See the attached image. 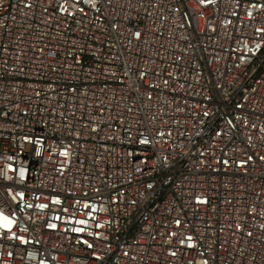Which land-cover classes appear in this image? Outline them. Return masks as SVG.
<instances>
[{
  "label": "built area",
  "instance_id": "1",
  "mask_svg": "<svg viewBox=\"0 0 264 264\" xmlns=\"http://www.w3.org/2000/svg\"><path fill=\"white\" fill-rule=\"evenodd\" d=\"M0 264H264V0H0Z\"/></svg>",
  "mask_w": 264,
  "mask_h": 264
}]
</instances>
